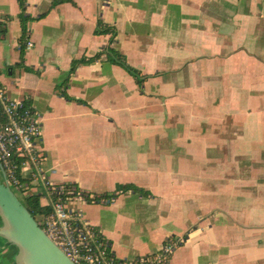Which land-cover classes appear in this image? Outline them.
<instances>
[{"label":"crops","instance_id":"0c3cea01","mask_svg":"<svg viewBox=\"0 0 264 264\" xmlns=\"http://www.w3.org/2000/svg\"><path fill=\"white\" fill-rule=\"evenodd\" d=\"M72 1L0 0V89L39 114L46 180L115 196L73 209L117 260L182 238L169 264H264V188L236 153L264 151V0ZM98 20L142 89L104 56L70 73L108 45Z\"/></svg>","mask_w":264,"mask_h":264},{"label":"built area","instance_id":"2783aa9c","mask_svg":"<svg viewBox=\"0 0 264 264\" xmlns=\"http://www.w3.org/2000/svg\"><path fill=\"white\" fill-rule=\"evenodd\" d=\"M30 47L31 43L28 42L26 48ZM0 106L7 118L4 124H0V164L5 171V179L12 192L23 201L31 195L28 194L30 185L18 181L15 175L18 167L23 178L31 182L38 180L42 184L44 204H48L50 199L52 211L50 216H40L36 221L68 258L75 264H169L171 255L184 243L182 238L166 239L153 254L117 260L101 232L82 221L78 213L66 208L69 200L83 201L76 191L78 187L73 184H51L42 173L41 164L45 156L41 148L39 114L31 105L27 106L26 101L5 98L1 89ZM13 155L23 160L19 166L12 162ZM27 168L31 171L25 176L22 170ZM107 202L109 200L104 201Z\"/></svg>","mask_w":264,"mask_h":264},{"label":"water","instance_id":"95a60500","mask_svg":"<svg viewBox=\"0 0 264 264\" xmlns=\"http://www.w3.org/2000/svg\"><path fill=\"white\" fill-rule=\"evenodd\" d=\"M0 238L9 246L12 264H75L40 228L10 189L0 164Z\"/></svg>","mask_w":264,"mask_h":264},{"label":"trees","instance_id":"16d2710c","mask_svg":"<svg viewBox=\"0 0 264 264\" xmlns=\"http://www.w3.org/2000/svg\"><path fill=\"white\" fill-rule=\"evenodd\" d=\"M64 2L73 3L72 0H54V2L51 5V8H53L57 4H61ZM20 4H21V6H23L22 0H20ZM25 24H26V18L21 19L22 35L18 40L21 58H20V63L16 67L23 68L26 71H30L29 68L23 66V53H24V49H25L26 44H27ZM5 30H6L5 25L0 24V36H3L5 34ZM94 34L95 35H98V34L110 35L108 45L92 58H89L87 60L86 59H80V60L73 61L71 64L70 73L71 74L74 73L76 68L79 65H82L85 63L97 62L98 60H100L104 56L106 61L123 68L135 80V82L139 86V88L142 89L144 82L147 80V78L149 76L143 75L140 71L131 67L127 63L125 56L121 55L118 51H116L114 48L111 47V45L114 42L115 30L112 27H108L107 25L103 24L100 20H98L97 27L94 31ZM62 95L67 100H71L67 95H65V94H62ZM26 104H27V106H30V104L28 102H26ZM6 121H7V118H6L5 114L2 112V109L0 106V124H4ZM22 161L23 160L21 158L17 157V155H13L12 162H14V164L19 166ZM15 175H16V177L20 183H28L30 185L31 181L22 177L19 167L17 168ZM124 190L125 191L132 190L133 192L143 193L142 191H140L137 188L126 187ZM76 191L79 192L78 194H80L83 201L85 203H88V204L104 203L105 200H111L112 198L115 197V196H108V195L98 196V195L90 194L87 192H80V190L78 188H76ZM43 197H44V194H37V195L31 194L30 196H28L23 201L24 203L21 202L25 206V208L28 210V212L31 214V216L35 219H37L40 216L46 217V216L51 215V211H52L51 200L48 198L49 199L48 204H43V202H42ZM52 198L55 199V197H52ZM93 229L96 230L95 227H93ZM0 243H1L0 248L3 249L2 250V262H3V264H12L14 262L15 254L6 257L7 250L9 248V246H5L6 241L1 239V238H0Z\"/></svg>","mask_w":264,"mask_h":264},{"label":"rangeland","instance_id":"374dc122","mask_svg":"<svg viewBox=\"0 0 264 264\" xmlns=\"http://www.w3.org/2000/svg\"><path fill=\"white\" fill-rule=\"evenodd\" d=\"M197 152H198V155H201V156H197V158H202V154L199 151H197ZM233 153L234 152H230L229 159L234 157ZM236 153L245 162L250 163L248 166H246L244 168L245 180L246 179L247 180L252 179L253 181L256 180L255 182L258 183L259 188L263 189L264 188V151H256L255 150L253 152L252 151H243L242 153L241 152H236ZM197 161L198 162L196 164H194V166L196 167V171L198 172V170H202V167H199L201 165L200 159H197ZM252 163H253V165H252ZM30 171H31V169H29V168L24 169V170H22V174L26 176ZM0 180H2L1 175H0ZM75 187H77V186H75ZM43 192H44V188H43L42 184L39 183L38 180L30 183V189L28 191V194H36L37 195V194H41ZM16 196H17V198H19L21 200L22 203H24L23 200L20 198V196H18L17 194H16ZM42 201L44 204L45 199H42ZM76 202H78L76 199L69 200L66 204V208L70 211H74L73 208L75 207L74 204H76ZM180 247H182V245L178 246L176 248V250L179 249ZM2 250L3 249H0V264H3V262H2Z\"/></svg>","mask_w":264,"mask_h":264}]
</instances>
